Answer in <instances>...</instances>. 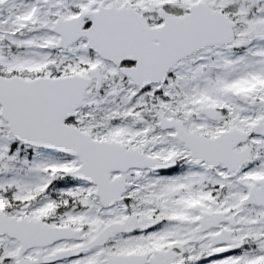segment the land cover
<instances>
[{
	"label": "snow or ice",
	"instance_id": "1",
	"mask_svg": "<svg viewBox=\"0 0 264 264\" xmlns=\"http://www.w3.org/2000/svg\"><path fill=\"white\" fill-rule=\"evenodd\" d=\"M0 264H264V0H0Z\"/></svg>",
	"mask_w": 264,
	"mask_h": 264
}]
</instances>
